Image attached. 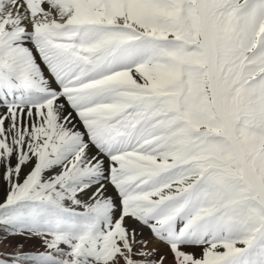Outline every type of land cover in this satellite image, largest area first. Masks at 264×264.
<instances>
[{
  "label": "snow or ice",
  "instance_id": "1",
  "mask_svg": "<svg viewBox=\"0 0 264 264\" xmlns=\"http://www.w3.org/2000/svg\"><path fill=\"white\" fill-rule=\"evenodd\" d=\"M0 264H264V0H0Z\"/></svg>",
  "mask_w": 264,
  "mask_h": 264
},
{
  "label": "rangeland",
  "instance_id": "2",
  "mask_svg": "<svg viewBox=\"0 0 264 264\" xmlns=\"http://www.w3.org/2000/svg\"><path fill=\"white\" fill-rule=\"evenodd\" d=\"M0 247H3V245H2V244H0Z\"/></svg>",
  "mask_w": 264,
  "mask_h": 264
}]
</instances>
